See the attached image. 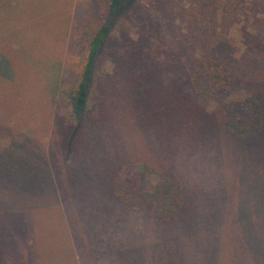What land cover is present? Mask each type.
Returning a JSON list of instances; mask_svg holds the SVG:
<instances>
[{"label": "rangeland", "instance_id": "obj_1", "mask_svg": "<svg viewBox=\"0 0 264 264\" xmlns=\"http://www.w3.org/2000/svg\"><path fill=\"white\" fill-rule=\"evenodd\" d=\"M108 3L0 0V31L15 36H0V157L39 168L30 194L0 178V264H264V0H129L114 19ZM103 24L75 124L67 94ZM200 57L229 65L231 98L192 95ZM248 97L260 130L237 140L221 123ZM145 165L181 185L170 223L111 191Z\"/></svg>", "mask_w": 264, "mask_h": 264}, {"label": "trees", "instance_id": "obj_2", "mask_svg": "<svg viewBox=\"0 0 264 264\" xmlns=\"http://www.w3.org/2000/svg\"><path fill=\"white\" fill-rule=\"evenodd\" d=\"M2 1H5L7 7L10 8L16 0ZM128 1L109 0L106 8L109 18H116ZM20 19L24 21L23 16ZM9 31L10 28L8 27L6 30L8 33L4 35L5 38L3 32L0 31V36L4 40L14 39L15 36ZM111 31V25L103 24L93 35L89 43L88 56L80 82L75 90H70L67 94L70 118L75 124H80L85 116L89 104V90L94 65ZM234 81L229 65L227 67L211 58L200 57L198 61H191L189 64L186 83L192 95L204 102L218 104L219 101L228 97L231 98ZM261 117L260 102L248 97L244 108L224 118L221 126L232 138L245 140L254 136L260 130ZM13 146L15 145L13 144ZM19 162L21 163L19 164ZM21 164L20 157L15 159V152L8 151L0 157V178H6L7 180H5L11 184L12 188L17 187V193L27 192L30 194L31 189L36 188L37 183L39 184V168L35 167L33 163H27L24 166ZM153 175L157 177L155 182L149 180V177ZM111 191L115 199L125 208L148 207L161 222H172L183 209L182 189L176 176L169 171H156L147 165L142 166L140 171H134L130 177L118 173L111 181Z\"/></svg>", "mask_w": 264, "mask_h": 264}]
</instances>
